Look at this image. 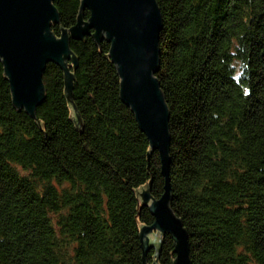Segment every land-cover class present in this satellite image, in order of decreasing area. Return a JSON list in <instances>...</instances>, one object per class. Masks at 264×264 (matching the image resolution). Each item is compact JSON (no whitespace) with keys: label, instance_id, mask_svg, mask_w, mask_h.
<instances>
[{"label":"trees","instance_id":"trees-1","mask_svg":"<svg viewBox=\"0 0 264 264\" xmlns=\"http://www.w3.org/2000/svg\"><path fill=\"white\" fill-rule=\"evenodd\" d=\"M154 1L169 207L190 262L264 264V0ZM52 5L57 39L89 18L80 0ZM69 49L71 92L48 64L34 118L13 106L0 62V264H173L169 235L147 255L141 248L154 219L139 191L158 201L165 180L120 98L110 46L90 35Z\"/></svg>","mask_w":264,"mask_h":264},{"label":"water","instance_id":"water-1","mask_svg":"<svg viewBox=\"0 0 264 264\" xmlns=\"http://www.w3.org/2000/svg\"><path fill=\"white\" fill-rule=\"evenodd\" d=\"M89 12L71 28L70 39L90 36L99 44H109L108 57L120 79V98L130 108L152 151L158 153L164 193L152 201L142 190L143 205L149 207L154 224L140 231L141 248L148 251L146 235L153 231L168 234L174 241V264H190L189 239L180 220L169 207L168 108L154 76L160 67L159 35L162 18L154 0H80ZM53 0H0V62L8 80L13 106L34 118L43 101L42 75L48 64L65 73V91L72 90L67 62H78L69 49L67 35L57 39L50 28L57 24ZM151 183H149V186ZM151 203V205H149Z\"/></svg>","mask_w":264,"mask_h":264},{"label":"rangeland","instance_id":"rangeland-1","mask_svg":"<svg viewBox=\"0 0 264 264\" xmlns=\"http://www.w3.org/2000/svg\"><path fill=\"white\" fill-rule=\"evenodd\" d=\"M162 31V30H161ZM161 33V32H160ZM159 38H160V35H159ZM104 41V40H103ZM70 67L71 68H73L72 67V64L70 63ZM151 183V182H150ZM142 190H147V186H144V187H142L141 189H140V191H139V196L142 194ZM171 190V189H170ZM171 198V197H170ZM140 202L142 203V200H141V196H140ZM149 205H151V203L149 204ZM144 206H146V205H144ZM141 231V230H140ZM187 233V232H186ZM163 235H168V234H161L160 232H158V231H153V232H151L150 234H147L146 235V238H147V240H148V242H147V247H149L148 248V251L145 253V255H147L148 254V252H149V250L151 249L150 247H157L158 246V243H160V240H161V238H162V236ZM188 235V234H187ZM188 239H189V237H188ZM155 257V254H154V256H153V258ZM174 264V263H173Z\"/></svg>","mask_w":264,"mask_h":264},{"label":"bare ground","instance_id":"bare-ground-1","mask_svg":"<svg viewBox=\"0 0 264 264\" xmlns=\"http://www.w3.org/2000/svg\"><path fill=\"white\" fill-rule=\"evenodd\" d=\"M150 204V203H149ZM190 264H191V262H190Z\"/></svg>","mask_w":264,"mask_h":264}]
</instances>
